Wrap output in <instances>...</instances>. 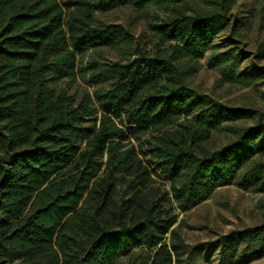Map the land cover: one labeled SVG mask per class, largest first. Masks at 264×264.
Returning a JSON list of instances; mask_svg holds the SVG:
<instances>
[{
	"label": "trees",
	"instance_id": "1",
	"mask_svg": "<svg viewBox=\"0 0 264 264\" xmlns=\"http://www.w3.org/2000/svg\"><path fill=\"white\" fill-rule=\"evenodd\" d=\"M125 3L161 12L151 48L120 24H95L96 8ZM231 4L0 0V264H113L127 246L140 250L129 264H180L177 209L231 181L264 191V119L208 148L212 130L252 110L190 81L209 39L229 27ZM117 37L126 59L83 62ZM212 48L223 79L252 82L236 75L232 49ZM76 77L91 86L79 98ZM262 234L264 225L251 244ZM243 238L232 231L215 243L230 250Z\"/></svg>",
	"mask_w": 264,
	"mask_h": 264
},
{
	"label": "rangeland",
	"instance_id": "2",
	"mask_svg": "<svg viewBox=\"0 0 264 264\" xmlns=\"http://www.w3.org/2000/svg\"><path fill=\"white\" fill-rule=\"evenodd\" d=\"M160 14L156 9L138 10L125 3L96 8L94 21L97 25L120 24L133 35L136 43L151 48L155 41L150 36L149 25ZM229 15V27L209 39V46L200 53L199 67L190 81L212 98L229 106L250 109L252 113L240 119L225 120L220 128L212 130L206 143L211 149L230 141L238 127L251 126L259 118L264 119V0H232ZM233 27L234 34L230 30ZM213 46L216 51L232 49L239 61L236 75L252 82L245 85L235 79H223L210 60ZM125 49L124 41L117 37L107 44L85 50L82 59L83 62L90 58L104 62L126 59L122 56ZM82 65L78 63L77 66ZM63 83L68 82L61 81ZM85 91H91V86L76 77L70 84V93L79 98ZM261 159L264 160V156ZM155 179L161 190H168V182ZM176 214L173 226L184 243L180 264H264V238L256 245H252L249 238L255 228L264 225V191L240 187L231 181L216 186L204 200L187 210L177 209ZM232 231H247V238L240 239L230 250L215 243ZM133 255L139 258L140 250L124 247L113 264H129Z\"/></svg>",
	"mask_w": 264,
	"mask_h": 264
}]
</instances>
